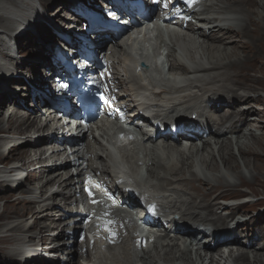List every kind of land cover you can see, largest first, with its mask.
<instances>
[{"label": "bare ground", "instance_id": "bare-ground-1", "mask_svg": "<svg viewBox=\"0 0 264 264\" xmlns=\"http://www.w3.org/2000/svg\"><path fill=\"white\" fill-rule=\"evenodd\" d=\"M50 1L54 0H0V62L13 80H23L19 65L27 62L22 60L25 42L32 46L34 53H39L40 49L47 50L43 40L52 37L50 41L59 45L57 50H61L60 43L66 44V37H91L86 31L78 34L81 27L68 25L69 31L55 28L46 17L56 12V17H60L59 10L72 6V0H58L61 5L52 13L48 9ZM79 1L98 11L94 3L90 4L92 0ZM101 4L108 8L105 2ZM202 7L201 13L193 14L197 24L188 23L169 41L170 73L182 72L187 83L171 76L165 80L169 85L165 88L168 86L154 71L161 70L155 56L139 62L145 64L143 69H150L143 86L139 80L141 74H136L138 65H133L115 47L107 50L113 56V66L122 85V104L128 107L125 112L128 122L153 128L154 121L169 127L168 131L172 126L183 124L184 129L198 131L195 141L189 139L192 147L188 151L182 150L179 141L170 134L161 133L157 139L145 135L147 144L138 149L133 145L128 150L134 159L130 171L98 142L85 141L84 147L76 149L77 157L94 156L89 167L97 176L102 173L101 180L112 193L122 196L120 205L126 201L137 205L136 201L125 198L132 196L127 189L130 192L133 189L135 195L139 194L140 202L158 203L166 218V227L158 229L154 224L152 233L146 235L133 225V216L124 217V211L116 213L114 223L119 226L127 222L131 236L119 246L110 247L112 251L107 254L99 246L97 251L89 249L85 259L71 238L77 227L72 221L78 218L73 207L76 183L67 177L68 165H56L63 157L61 148L47 147L53 143L50 134L58 137L63 134L61 121L56 119L55 112L46 108L51 98L45 87L48 75L34 84L35 109H19L20 103L8 88L12 86L0 89V194L7 192L0 195V208H3L0 264H61L58 253H65L61 255V261H66L63 264H81L83 260L86 264H264V243H255L264 237V232L256 229L259 219L248 214L239 229L244 232L234 236L229 231L231 220L225 215L226 211L237 212L245 204L248 212L264 203V197L244 205L225 203L227 199L258 195L259 185L264 189V95L259 94L264 91V0H206ZM37 19H44L43 24ZM82 21L81 17L76 20L78 24ZM34 37L39 40L35 42ZM156 40L162 50V37ZM48 54L41 55L48 59ZM42 63L43 72L62 70L59 63L53 65L49 59ZM150 91L153 97L149 96ZM166 94L171 97H164ZM42 106L45 108L41 109ZM181 114L183 119L178 117ZM122 127L105 125L100 132L113 144L117 130L126 134ZM130 134L138 136V131ZM198 141L202 146L197 145ZM47 152L49 156H45ZM241 165L250 175L241 170ZM30 166L34 167L30 169ZM241 185L248 186L249 192L237 191ZM160 188L166 191L161 193L157 190ZM99 200L117 205V199L109 193L103 192ZM85 203L94 212L111 210L96 207L94 200ZM180 221L184 224L180 225ZM200 222L215 228L212 233L215 246L199 243L200 233L186 226ZM57 226V234L52 233V228ZM254 229L258 232L251 236ZM138 237L152 238L153 242L137 249L134 239ZM230 240L235 242V251L233 246H227ZM220 244L225 246L217 247ZM224 247L231 249L225 251Z\"/></svg>", "mask_w": 264, "mask_h": 264}, {"label": "rangeland", "instance_id": "rangeland-1", "mask_svg": "<svg viewBox=\"0 0 264 264\" xmlns=\"http://www.w3.org/2000/svg\"><path fill=\"white\" fill-rule=\"evenodd\" d=\"M97 1H101V3H102V0H97ZM97 1H96V7L99 8V7H101L102 4L100 2H97ZM57 2H58V0L50 1L51 5H48V9L50 8V10H49L50 13H52L53 11L56 12L57 11L56 9L58 8V6L61 5L59 2L58 3ZM94 7H95V5H94ZM96 7H95V9H96ZM103 9L104 8L102 7V10ZM72 10L73 9L71 7L66 6V8H61L59 10V12H61V16L60 17H56L57 16V13H58V12H56V13H52L50 17H46V19H49L51 21L52 25L55 28L62 29V30H67V27L70 24H71V26L74 25L77 29L81 27L79 29V31H81V32L79 33V31H78V34H82L84 32L83 30L85 29L84 23L82 22V24L81 23L78 24V22H76V20L78 19L77 18L78 16L76 14H74ZM37 20H39V24H41V25L44 22V19H37ZM65 35L67 36V34H64V36ZM73 37L74 36H72L71 38H73ZM53 39L54 38L52 37L51 39H48V40L45 39L47 41H44L43 40L42 43H44V46L47 47V50L40 49V52H39L40 54L39 53H34L35 51L32 49V46L29 45L28 42H25L24 43L26 45V47L22 48V51H23L22 53H24L23 54L24 55L23 56L24 58H22V60H26L27 59V62L25 64L19 65V70H22V72H23V74H22V76H23L22 79L23 80H21V81H18V80H15V79L14 80H11V82H9V83L12 84V85H9V84L7 85V80L1 78V73L4 70H3V64L0 62L2 64V66L0 67V89H6L8 86H12V87H10V92L16 97V101L20 103V105L18 106V108L21 109L22 111L23 110H27V109H35V107H34V105L32 103V102H35V100L33 99V96H34L35 93L33 91L32 85L34 83H37V80L38 79L44 78L45 75H46V72H43L45 69L43 68L42 61L44 60L45 62H47V60L50 58V55L48 54V56H47L48 59H43V56L41 54L46 53V52L47 53H50V51L52 50V48L49 49V45H50V43H52L50 40L53 41ZM33 40L35 42H37V40H39V38L34 37ZM45 42H49V43H45ZM55 49L56 48H54L53 50H55ZM27 64H28V66H27ZM5 74L8 75V72L5 73ZM27 78H29V80ZM47 82L51 84V79H49V81L47 79ZM16 88H18V89H16ZM259 94H263L264 95V91H259ZM40 108L43 109L44 106H42ZM225 110H227V109H225ZM224 112H226V111H224ZM5 124H8V121L5 120ZM238 161L241 163L240 158H238ZM33 167L34 166H30V169H32ZM221 167L223 168V170H226V167L224 165L223 166L221 165ZM241 170L246 175H250V173L242 165H241ZM247 187L248 186H246V185H241V186H239L237 188V191H240L241 193H244V194L245 193H248L249 190H248ZM5 193H7V192H4V193H2L0 195H3ZM257 193H258V195L254 196L255 198L253 197L254 200H260V199H262L264 197V189L260 185L257 186ZM242 198H244V197H242ZM263 202H264V199H263ZM2 209L3 208H0V212H2ZM245 210H246V205L242 206L238 211H242L245 214V218H246V215L250 214L251 216L254 215V217L256 219H259V222H258V225H257V228L256 229L264 232V203L261 204V205H257L255 210H250L248 212H246ZM40 222H42V220ZM180 224H183V221H180ZM230 226L233 227V224L231 223ZM243 226H244V223L241 222L240 223V226H236L235 227V232H236L237 235H239V232L240 231L241 232H244V230H239V228H242ZM57 230H58V226L52 228L51 231H52V233L55 232V234H57ZM50 232H48V233H50ZM254 232H255V229L251 232V236H252V234ZM209 235H206V237L207 236L210 237ZM205 241H207V242H205ZM54 242H57V240L54 241ZM257 242H255V243L258 244V245L261 244V243H264V237L263 238H260V239H257ZM203 243H210L212 246L215 245V241L211 237L208 240H204ZM234 244L235 243H233V242H229L228 243V246H230V247L233 246L231 248L232 249L234 248L233 250L235 251L237 249V247ZM230 247H224V249H226V250L231 249ZM58 254L60 256V262L59 263L63 264L64 262H66L65 259H63V261H61V257L62 256H65V253L64 254L58 253ZM78 261H79V259H78ZM76 262H77V260H76ZM55 263H58V261H56ZM82 263H86V262L81 261V264Z\"/></svg>", "mask_w": 264, "mask_h": 264}, {"label": "clouds", "instance_id": "clouds-1", "mask_svg": "<svg viewBox=\"0 0 264 264\" xmlns=\"http://www.w3.org/2000/svg\"><path fill=\"white\" fill-rule=\"evenodd\" d=\"M167 12V11H166ZM189 12H191V11H189ZM196 13H200V12H196ZM192 14H194V13H192ZM190 23H192V24H197V21H196V23H193V22H190ZM188 24V23H187ZM187 24L185 23V25H183V22L181 23V26H180V32L179 33H181L182 31H183V29L184 28H186V26H187ZM177 27H179V25L177 26ZM158 44V43H157ZM170 46L171 45H169V42H168V44L167 45H163L162 44V47H163V49L162 50H160L158 47L156 48L157 50V55L160 53V52H166L168 55L170 54ZM176 50H177V48H176ZM157 55H156V53H152V54H149L148 55V57L147 58H142V60L143 59H154V57L156 56V59H157V62H158V65L160 66V67H162V71H160V76L158 77L159 78V80L160 79H162V80H164V82L163 83H165L166 84V82H165V80H167L169 77H171V76H175V77H177V78H179V79H181V81H186V83H187V80L185 79L186 78V76L181 72V74H179V73H175V74H171L170 72H171V70H170V64L167 62V57H168V55L166 56V58H165V61L164 62H160V60H159V58H157ZM177 56L180 58V51L178 50V54H177ZM111 59V58H110ZM181 62L182 63H184V64H187V63H189V62H185V61H183V60H181ZM177 72H179V71H177ZM161 77V78H160ZM167 85V84H166ZM168 87H165V88H169V85H167ZM175 96L177 95V94H174ZM120 106L121 107H124V105L122 104V97H121V103H120ZM47 107V106H46ZM45 108V107H44ZM226 108V107H225ZM56 114V119H57V116L59 117V118H64V114H58V113H55ZM65 116L67 117V115L65 114ZM178 117H180V118H182L183 119V117H184V115L183 114H181V116H178ZM60 120V119H59ZM61 121V120H60ZM65 123V128H63V132H66V133H68L69 134V129H68V122L66 121V122H64ZM62 124V123H61ZM176 126V125H175ZM181 126H184L183 124L181 125ZM55 136V135H54ZM62 136H63V134H62ZM68 136H70V135H68ZM179 143H180V141H179ZM182 145V144H181ZM10 165H12V164H10ZM59 166V165H58ZM68 177V176H67ZM165 191H166V189H165ZM165 191H161V193H163V192H165ZM73 194H74V198H76V192H75V189L73 190ZM237 198H239V199H237V201H240L241 199L242 200H245V199H247V198H249V200L246 202V203H248V202H250L251 200H254L253 199V197H244V198H242V197H237ZM255 198V197H254ZM76 200H74V202H75ZM238 204H240V205H244V203H242V202H238ZM246 205V204H245ZM235 214L237 215L236 217H237V220H240V222L239 223H241V222H243L247 217H248V215H246V218H245V214L242 212V211H237V212H235ZM255 232H258V230H255ZM263 238V237H262ZM258 239H260V238H258ZM256 242H257V240H256ZM260 243V242H259ZM233 250V249H232ZM227 251H229V250H227ZM234 251V250H233ZM227 254V253H226Z\"/></svg>", "mask_w": 264, "mask_h": 264}]
</instances>
